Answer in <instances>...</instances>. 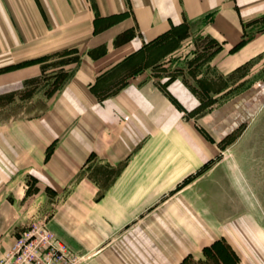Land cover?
<instances>
[{
    "label": "crops",
    "instance_id": "crops-1",
    "mask_svg": "<svg viewBox=\"0 0 264 264\" xmlns=\"http://www.w3.org/2000/svg\"><path fill=\"white\" fill-rule=\"evenodd\" d=\"M263 21L264 0H0V257L36 220L80 264H182L222 240L206 198L223 197V142L259 116L264 84L197 113L187 82L140 59L187 31L219 44L227 77L264 53ZM58 54L76 62L48 94Z\"/></svg>",
    "mask_w": 264,
    "mask_h": 264
},
{
    "label": "rangeland",
    "instance_id": "rangeland-1",
    "mask_svg": "<svg viewBox=\"0 0 264 264\" xmlns=\"http://www.w3.org/2000/svg\"><path fill=\"white\" fill-rule=\"evenodd\" d=\"M258 29L264 30V21ZM187 38V31L164 38L141 57V66L149 67V76L163 86L171 79L182 78L205 104L216 98L218 102L229 99L259 82L264 84V53L255 62L222 77L213 66L219 44L201 35ZM65 56H53L47 66L39 88L48 94L56 93L70 78L76 60ZM220 91L223 93L217 95ZM40 108L42 105L37 106V110ZM223 170H228L223 172V197L206 198L212 208L217 207V212L223 206V243L217 252H204L216 241L196 246V251L182 264H236L232 250L239 261L242 257L246 264H264V108L257 118L224 140ZM195 200L196 205L202 202V198ZM196 212L191 214L198 219ZM35 223L46 222L36 220L27 228Z\"/></svg>",
    "mask_w": 264,
    "mask_h": 264
},
{
    "label": "built area",
    "instance_id": "built-area-1",
    "mask_svg": "<svg viewBox=\"0 0 264 264\" xmlns=\"http://www.w3.org/2000/svg\"><path fill=\"white\" fill-rule=\"evenodd\" d=\"M78 259L50 230L46 223H35L16 238L0 257V264H77Z\"/></svg>",
    "mask_w": 264,
    "mask_h": 264
},
{
    "label": "trees",
    "instance_id": "trees-1",
    "mask_svg": "<svg viewBox=\"0 0 264 264\" xmlns=\"http://www.w3.org/2000/svg\"><path fill=\"white\" fill-rule=\"evenodd\" d=\"M246 39H247V38L244 37L243 40L241 41V43H239V44L234 48V50H237V49L241 48L243 45H245V43L247 42ZM241 68H242V67H241ZM241 68L237 69L236 72L239 71ZM195 92H196V91H195ZM196 93H197V92H196ZM211 100H212V99H211ZM227 100H228V98H227V99H224V100L221 101V102H218L216 99H214L212 102H210V103H208V104H205V102L201 101V105L199 106V108H198V110H197V113H200V112H203V111H210V110L213 109L214 106L219 105V104H221L222 102L224 103V102L227 101ZM222 243H223V240H218V241H216L214 244H212L210 247L205 248V249H204V252L206 253L207 251H216V250L220 247V245H222ZM226 248H228L229 251L232 250V249H231V246H227ZM216 252H217V251H216ZM231 253L233 254V256H234L235 259H236V264H238V262H239V257H238V255H237V254L235 253V251H233V250H232Z\"/></svg>",
    "mask_w": 264,
    "mask_h": 264
}]
</instances>
